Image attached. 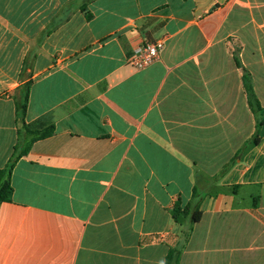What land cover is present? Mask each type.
<instances>
[{
  "label": "crops",
  "instance_id": "crops-1",
  "mask_svg": "<svg viewBox=\"0 0 264 264\" xmlns=\"http://www.w3.org/2000/svg\"><path fill=\"white\" fill-rule=\"evenodd\" d=\"M83 3L0 0V264H264V0Z\"/></svg>",
  "mask_w": 264,
  "mask_h": 264
},
{
  "label": "trees",
  "instance_id": "trees-1",
  "mask_svg": "<svg viewBox=\"0 0 264 264\" xmlns=\"http://www.w3.org/2000/svg\"><path fill=\"white\" fill-rule=\"evenodd\" d=\"M92 0H83V5L80 7L82 11H85L87 3ZM87 19L89 18L88 13ZM243 84L245 91L247 93L248 103L252 106L255 103L254 94L251 88V84L248 76L243 75ZM29 84H25L22 88L19 89L20 95L16 100V124H17V134L18 139L17 143L14 147L13 158L9 161V163L4 167V169L0 170V204L5 202H11L12 197V187L10 184V177L13 167L16 161L25 155L29 148L36 141L45 139L50 137L54 132V127L51 124H43L39 126H34L31 124H27L25 122V115L27 111L28 105V91ZM192 206H196L198 208V204L201 201V197L197 194L196 190L193 191L192 195ZM185 215L188 214V209L186 212H183ZM179 214V210L176 209L174 211L173 217L176 220ZM200 213H197L191 217L190 222L195 223L199 220ZM165 264H178L177 261V253L175 251H170L166 257Z\"/></svg>",
  "mask_w": 264,
  "mask_h": 264
},
{
  "label": "built area",
  "instance_id": "built-area-1",
  "mask_svg": "<svg viewBox=\"0 0 264 264\" xmlns=\"http://www.w3.org/2000/svg\"><path fill=\"white\" fill-rule=\"evenodd\" d=\"M163 48L164 42L162 40L145 42L135 48L128 58V62L136 70H145L159 60Z\"/></svg>",
  "mask_w": 264,
  "mask_h": 264
}]
</instances>
